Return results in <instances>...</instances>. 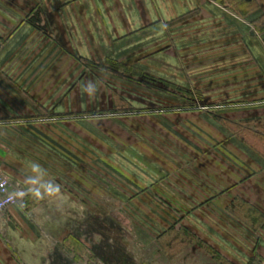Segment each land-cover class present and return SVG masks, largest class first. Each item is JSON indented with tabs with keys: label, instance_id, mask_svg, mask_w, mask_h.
<instances>
[{
	"label": "crops",
	"instance_id": "obj_1",
	"mask_svg": "<svg viewBox=\"0 0 264 264\" xmlns=\"http://www.w3.org/2000/svg\"><path fill=\"white\" fill-rule=\"evenodd\" d=\"M193 61L202 100L196 127L208 130L178 161L176 204L158 181L169 164L165 153L142 159L153 167L141 173L152 180L146 186L123 169L119 175L141 193L121 190L118 197H128L126 205L141 199L148 207H196V224L191 216L182 220L196 233V264H264V0H0V138H40L46 110L61 112L52 119H78L112 109L132 77L181 85L184 63ZM160 144L172 145L168 138ZM17 150L26 155L25 145ZM71 164L63 180H46L36 177L35 161L31 172L23 162L11 173L0 163L24 192L0 214V264H17L14 248L23 256L49 250L57 234L46 233L52 223L45 206L104 203L101 168L90 185L85 163ZM63 241L88 264L92 253L81 239L67 233Z\"/></svg>",
	"mask_w": 264,
	"mask_h": 264
},
{
	"label": "rangeland",
	"instance_id": "obj_2",
	"mask_svg": "<svg viewBox=\"0 0 264 264\" xmlns=\"http://www.w3.org/2000/svg\"><path fill=\"white\" fill-rule=\"evenodd\" d=\"M183 72L184 81H179L181 85L177 83L173 85L171 82L166 84V80L144 77L143 86L135 84V93L132 90L129 95L123 91L113 98V102L120 103L122 108L130 110L131 107L135 111L133 113L92 115L118 112L108 109L90 111L87 118L52 119L53 116L60 117L61 112L46 110L40 117L38 129L40 138H26L25 144L19 142L20 138H0V163L7 165L5 170L8 172L16 170V164L22 162L30 165L31 172V163L35 161L36 177L41 176L48 180L53 179L54 175H60L63 180L65 169L72 161L73 166L80 162L85 163L89 169L90 185L95 184L96 171L99 168L104 178L105 199L100 206L69 207L65 203L56 204V207H52L53 204L45 206L42 213L44 215L49 213V220L52 223L46 233H54L52 236L57 234V238L52 237L47 243L49 250L39 255L23 256L14 248L13 257L17 264H86V257L81 260L75 258L74 252H67L68 244L63 241L67 233L77 236L91 251L92 254L87 256L88 264H196V245L194 246L196 233L187 227L188 225L182 224V220L187 216L190 218L196 207L190 206L189 210L183 207L176 208L172 206V202L163 208L148 207L141 199L140 201L136 199L134 204L126 205L128 197L126 199L118 197V194L122 195L123 192L125 196L138 197L137 195L141 193L138 192L139 185L135 187L127 179L128 175L135 173L143 184L152 182L141 174L153 172L152 165L142 159L145 155L150 156V153H165V157L167 158L168 154L170 158L169 164L165 168V175L158 178V181L162 182L169 199L176 204L174 199L179 195V185H182L174 182L177 178L182 179L180 175V177L176 175L178 161L192 151L190 146L195 144L196 134L198 135L200 131L207 134L208 130L207 125L202 124L200 130L196 127L199 118L196 115V102L202 104V100H196V61L184 63ZM134 81L139 82V79ZM77 82H81V79ZM149 82L153 83L156 91L164 89L170 96L168 100H160L158 97H166L164 93L162 95L161 91H157L154 109H148L147 103L150 100L147 99H150L151 95L141 92L145 85L150 84ZM121 87L128 89L127 84L122 83ZM109 95V93L105 95L107 103L112 100ZM174 95L178 96V100L171 99ZM223 98V95H217L218 102H223ZM93 107L97 108L94 104L89 105V109ZM161 107L175 110L162 113L159 110ZM217 113L224 115L219 110ZM201 118L203 119V116ZM35 130L37 131V128ZM167 138L172 145L165 149L166 146L163 145L162 148L160 143ZM22 145H25L26 155L21 156L17 148ZM27 157L30 160L25 159ZM134 163L141 170L135 169ZM123 169L130 171L126 175L127 178L119 175L124 174ZM129 176L132 178L133 174ZM29 177L31 181H26L27 184L37 183L35 182L37 179L33 180L31 173ZM129 185L133 187L131 192ZM192 218L195 222L192 223L196 224V216Z\"/></svg>",
	"mask_w": 264,
	"mask_h": 264
},
{
	"label": "flooded vegetation",
	"instance_id": "obj_3",
	"mask_svg": "<svg viewBox=\"0 0 264 264\" xmlns=\"http://www.w3.org/2000/svg\"><path fill=\"white\" fill-rule=\"evenodd\" d=\"M125 75V74H124ZM124 78H128L127 76H124ZM142 78H144V77H139V78H131V89H127V91H128V93L129 94H131V91L133 90H135L136 88H134V87H136V85L135 84H137V85H139V86H143L142 85ZM145 78H149V77H145ZM134 79H139V82H136V81H134ZM153 79V78H152ZM167 82L168 81H166V84H167ZM150 83V82H149ZM153 83H150V84H147V85H145V87L143 88V91H141L142 93L143 92H146L148 95H151L150 96V99H147V100H150V102H148L147 104H148V109H154L155 107H156V105H155V102H156V98H155V96H157V91H161V93H162V95H163V93L165 94V97L166 98H162V96H160V97H158V99H162V100H168L169 98H170V96H169V92L168 91H164V89H161V90H155V87L152 85ZM127 93V94H128ZM134 93H135V91H134ZM122 94V93H121ZM153 94H155V95H153ZM118 95H120V94H118ZM114 97H116V95L114 94ZM113 97V98H114ZM142 98H139V100H141ZM171 99H177L178 100V96H175L174 95V97H171ZM112 109H114V110H118V112H113V113H107V114H110V115H120V114H127V113H133V112H135V111H133V109L131 108V107H129V109L130 110H128V109H126V108H122L121 107V105H115V103H114V107L112 108ZM123 110L122 112H120L119 110ZM180 109V108H179ZM161 112H169V111H171V110H175V109H173V108H160L159 109ZM127 111V112H126ZM99 115H102V113H99Z\"/></svg>",
	"mask_w": 264,
	"mask_h": 264
},
{
	"label": "built area",
	"instance_id": "obj_4",
	"mask_svg": "<svg viewBox=\"0 0 264 264\" xmlns=\"http://www.w3.org/2000/svg\"><path fill=\"white\" fill-rule=\"evenodd\" d=\"M23 190L12 181L10 176L0 169V214L8 208L19 204Z\"/></svg>",
	"mask_w": 264,
	"mask_h": 264
},
{
	"label": "clouds",
	"instance_id": "obj_5",
	"mask_svg": "<svg viewBox=\"0 0 264 264\" xmlns=\"http://www.w3.org/2000/svg\"><path fill=\"white\" fill-rule=\"evenodd\" d=\"M87 91L91 94V92L93 91V88L91 85L88 87Z\"/></svg>",
	"mask_w": 264,
	"mask_h": 264
}]
</instances>
